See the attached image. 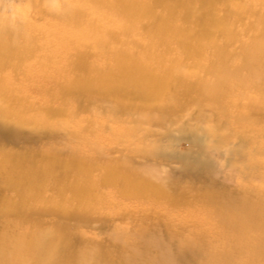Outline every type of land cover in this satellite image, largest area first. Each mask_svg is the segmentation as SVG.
Returning a JSON list of instances; mask_svg holds the SVG:
<instances>
[{
    "label": "rangeland",
    "instance_id": "1",
    "mask_svg": "<svg viewBox=\"0 0 264 264\" xmlns=\"http://www.w3.org/2000/svg\"><path fill=\"white\" fill-rule=\"evenodd\" d=\"M43 1L0 0V22L12 18L11 30L25 33L33 54L19 67L9 60L0 75L7 91H0V189L21 203L0 205V230L8 233L13 224L37 241L43 232L49 237L42 239L46 251L56 245L60 263L66 262L68 247L75 252L88 247L94 262L118 264L132 255L118 249L119 244H143L151 231L164 236L173 255L191 243L201 256L221 254L226 243L221 233L245 228L218 227L217 213L224 206L209 198L223 189L233 197L235 210L241 204L264 206V56L237 53L264 46V28L254 24L260 16L251 6L254 1L219 0L204 7L193 0L192 9L158 4L152 15L167 7L177 15L165 22V29L183 28L185 35L184 42L168 46L171 54L162 63L172 67L170 73L155 68L159 61L150 62V83L164 77L172 83L154 96L146 85L123 87L111 62L95 47L54 52L46 34L51 14ZM200 20L210 24L207 31L213 36L229 24L235 38L225 49L226 61L181 54L179 44H186L191 54L198 47ZM143 31L157 34L149 25ZM118 32L99 28L97 34L117 43L122 39ZM146 43H139L138 50H147ZM223 62L227 69L220 75ZM70 75L94 82L107 76L109 87L120 93L103 98L86 92L68 81ZM13 127L20 129L14 136ZM41 128L55 129V137L34 131ZM30 146L43 150L31 162L52 167L61 181L56 192L47 188H54L52 181L39 188L26 178L14 190L5 187L8 170L16 168ZM79 178L87 180L89 192L77 184ZM263 250L264 245L259 261L264 260ZM55 260L48 257L49 263Z\"/></svg>",
    "mask_w": 264,
    "mask_h": 264
},
{
    "label": "bare ground",
    "instance_id": "2",
    "mask_svg": "<svg viewBox=\"0 0 264 264\" xmlns=\"http://www.w3.org/2000/svg\"><path fill=\"white\" fill-rule=\"evenodd\" d=\"M62 1L64 0L43 1V4L49 8L51 14V18L48 20L50 24L46 22L48 23L46 34L49 37L48 43L51 44L54 52L59 55L61 51L66 53L74 46L95 47L99 51L100 57L105 55L106 59L111 62L110 64L112 65L110 67H112L113 71H116L114 74L119 76L123 87L133 88L134 86L141 87L146 85L151 96L156 95L172 84L167 81V77H164L159 82L151 80L150 83L149 74L146 72L153 69L154 65L153 63L150 64V62L159 61L160 63L155 64V68L164 69L165 73H170L172 67L162 63L163 59H166V56L171 54V49L168 48L169 44L184 42L185 33L183 28L169 27L165 29V22H172L175 15H177L173 14L167 7L162 14L152 15V12L156 10L158 4L166 5L169 2L172 5L182 4L184 8L192 9V5L189 3L193 0H137V2H134V0ZM253 1L254 3L251 6L260 13L258 20L254 24H261L264 28V0ZM196 2L204 7H211L219 0H196ZM77 8L80 9L77 10ZM238 10L242 11V7L238 8ZM17 15L20 18L23 17L22 15ZM12 25V18L0 22V29L1 26L2 29L3 27L7 29V31L0 30V75L2 67L6 66L9 60L13 62L14 66L19 67L33 55L32 47L26 44L28 40L25 33L22 30H11L13 29ZM148 25L157 31L156 35H149L143 31V28ZM228 25H223L220 28L219 35L213 36L212 33L209 34L207 31L210 24L206 21H198L196 27L199 28L200 32L198 47L191 54L186 48V44H179L181 54L198 58L207 56L214 59L216 57L226 61L227 54L225 49L227 50L231 44L230 42L235 38V35L230 32ZM36 27V29L40 28L39 25ZM99 28L106 30L115 28L119 31L118 33L122 39L117 43H113L106 36L97 34ZM142 41L147 42L146 44L149 45V48L144 52L138 50L139 43ZM23 42L25 43L23 44ZM114 45L117 46V51L111 50ZM258 47L242 48L237 53H240L239 55L242 54L245 58L257 57L258 54L264 56V46ZM211 65L214 66L215 64ZM76 68H83V65L77 64ZM220 68L221 75L227 69V64L225 62L221 63ZM46 76H50V73ZM67 79L74 86L78 85L86 92L98 93L103 98H114L120 93L119 88L109 87V78L107 76H101L96 82L84 77L78 79L72 75L68 76ZM218 85L219 81L212 85V90H216ZM0 91L7 92L3 89L2 84H0ZM84 98L85 100L90 99L88 95ZM79 101L76 100L75 102ZM17 128L13 127V136ZM18 130L20 129L18 128ZM34 131L41 136L44 135L49 138H53L56 135V130L51 128H41ZM42 151V148L27 147L24 154L17 160V165H14L16 168L8 170L5 186L7 189L14 190L16 183L26 178L28 184L39 188L43 187L45 182L48 181L49 183L52 181L54 188H51L52 186L48 187L50 184L47 188L53 189L54 192L58 190L61 186L59 184L61 181L59 182L55 178L52 167L50 170V166L37 165L31 162V158L39 156ZM40 171L43 172L42 177ZM36 176L39 177L38 180L40 181L37 182ZM77 184L82 185V189H86L89 192L85 178H79ZM243 193L246 194L245 189ZM209 199L212 202L222 203L224 206L217 213L218 227L226 229L227 226L237 225L245 228L234 234L221 233L220 236L226 238V243H224L222 250L219 252L221 254L217 256V254H214L215 251H209L207 256H201L198 254L200 252L199 248H196L195 244L191 243L190 246L184 247L173 255L170 251L171 245L164 236L151 231L150 239L144 241L143 244L132 245L121 242L118 246L119 248H117L131 250L132 255L125 261L120 260L118 264H136V262L141 260H153L149 264H159V262L161 264H183V262L185 264H264V260L259 261V258H261L260 253L262 252L260 247L264 245V206L255 208L241 204L236 209L237 212L233 197L224 194L223 189L218 190L217 194ZM9 203L13 206L21 205L20 202H15L0 189V205ZM255 214L259 218H254ZM238 216L241 218H238ZM6 233V231L0 230V264H99L94 262L93 251L88 249V247L76 252L71 251V248L68 247L70 251L68 250L66 262L62 263L61 261L60 263L56 253V251H60L56 245L52 249L47 248L46 251V245L42 239L49 237L43 232V237L39 241L35 240L32 234H29V231L13 224L9 227L8 235ZM49 256H56V260L49 263Z\"/></svg>",
    "mask_w": 264,
    "mask_h": 264
}]
</instances>
